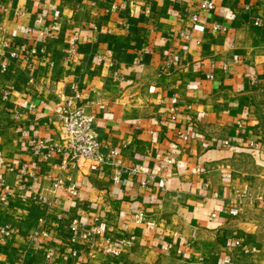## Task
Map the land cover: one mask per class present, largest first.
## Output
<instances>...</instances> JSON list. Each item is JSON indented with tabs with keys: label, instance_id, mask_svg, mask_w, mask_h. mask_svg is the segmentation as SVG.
<instances>
[{
	"label": "crops",
	"instance_id": "0c3cea01",
	"mask_svg": "<svg viewBox=\"0 0 264 264\" xmlns=\"http://www.w3.org/2000/svg\"><path fill=\"white\" fill-rule=\"evenodd\" d=\"M210 1L0 0V176L11 190L0 225L12 228L0 264H217L225 254L249 264L231 245L239 220L224 209L245 161L264 153V0ZM191 13L203 29L184 38ZM58 91L93 113L98 138L141 172L115 184L67 169L77 196L53 190L63 156L42 160L29 147L59 139ZM137 211L150 228L133 221ZM72 218L98 219L101 235L71 245ZM167 242L184 249L164 251Z\"/></svg>",
	"mask_w": 264,
	"mask_h": 264
},
{
	"label": "built area",
	"instance_id": "2783aa9c",
	"mask_svg": "<svg viewBox=\"0 0 264 264\" xmlns=\"http://www.w3.org/2000/svg\"><path fill=\"white\" fill-rule=\"evenodd\" d=\"M200 6L205 9H212L214 5L210 0H200ZM18 14L22 15L23 13L19 12ZM55 24H57V22H55ZM219 28L222 27L219 25H213V29ZM202 29L203 26L199 24L197 14L191 13L190 24L180 30V35L184 38H189L193 31H201ZM43 33L44 32L42 30L38 31L39 35H42ZM30 52L33 53L34 49H30ZM70 53L74 54L75 49L71 48ZM178 60V56L173 54L167 60V63L176 64ZM0 68L2 71H6V63L4 58L0 63ZM250 79L252 82L256 81L252 75ZM73 89L76 90V88ZM58 93L60 94L58 117L62 125V131L59 135V139L51 141H47L45 139H33L29 147L30 153L42 160H47L52 155L63 156L62 160L57 165V171L51 176L53 190L56 191L57 189L62 188L69 196H77V183L73 179H67L66 183H64L63 177L61 176V173L67 169L76 171L86 169L91 172L108 173L112 182L115 184L120 182L122 174L136 175L138 172H141L140 166L131 167L122 164L119 161L120 153L118 148L105 144L98 138L94 128L93 113L87 111V109H85L83 106L71 105V103L67 102V99L62 95L61 91H58ZM6 96L7 92L3 91L2 98H6ZM23 106L26 109L32 110L35 108V103L24 100ZM223 143L227 144L228 141L224 140ZM250 145L256 146V143L250 142ZM169 161V159H166V162ZM160 164L163 166L164 163L160 162ZM8 169L13 170L14 168L9 167ZM148 180L149 177L141 180L140 183L145 185L147 184ZM19 186H21L23 189L26 188L25 190L31 193L30 198L35 202L43 204L50 203L45 196L33 190V184L27 185L26 187L22 184ZM10 194V188H8L5 184L4 178L0 176V205L7 202ZM214 194L217 195L216 193ZM240 199L241 198L238 197V201H240ZM224 211L227 215L235 217L239 212L236 200L227 199V205ZM211 215L214 216L215 213L212 212ZM132 219L135 223H143L149 228L153 225L152 222L146 221L144 219V215L141 211L135 212L132 215ZM68 231V241L71 245H75L81 240H86L88 242L95 241L97 237L101 235L102 228L98 219H94L91 223L86 224L77 218H72L68 224ZM11 232L12 228L8 224L0 225V241L3 238L9 236ZM121 242L128 245L132 243V241L127 238L121 239ZM231 245L235 250L242 254H250L256 251L255 246L246 243L238 236L232 238ZM105 249L108 250V247H105ZM162 249L167 252L174 250L176 253H181L184 248H174V244L172 242H167L163 244ZM51 255L52 250H49L47 252V257L51 258ZM217 264L237 263H235L231 256L225 254L220 256L219 262Z\"/></svg>",
	"mask_w": 264,
	"mask_h": 264
},
{
	"label": "rangeland",
	"instance_id": "374dc122",
	"mask_svg": "<svg viewBox=\"0 0 264 264\" xmlns=\"http://www.w3.org/2000/svg\"><path fill=\"white\" fill-rule=\"evenodd\" d=\"M261 121L264 127V107ZM245 162L246 173L239 174V180L228 188L226 198L236 200L239 208L235 216L240 223L238 237L256 247L254 253L247 255L246 262L264 264V153L252 162Z\"/></svg>",
	"mask_w": 264,
	"mask_h": 264
}]
</instances>
